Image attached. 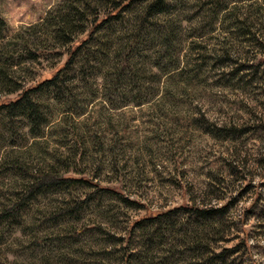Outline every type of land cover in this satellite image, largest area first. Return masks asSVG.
<instances>
[{
    "label": "rangeland",
    "instance_id": "1",
    "mask_svg": "<svg viewBox=\"0 0 264 264\" xmlns=\"http://www.w3.org/2000/svg\"><path fill=\"white\" fill-rule=\"evenodd\" d=\"M162 1L155 16L138 2L103 24L89 61L78 53L60 75L62 93L34 96L48 121L38 137L0 111V212L23 202L0 220V264H121L131 223L157 212L177 221L159 250L181 255L185 207L223 209L210 244L234 250L222 264H264V0ZM63 2L0 0L13 88L69 58L42 31ZM38 174L69 180L25 196Z\"/></svg>",
    "mask_w": 264,
    "mask_h": 264
},
{
    "label": "trees",
    "instance_id": "2",
    "mask_svg": "<svg viewBox=\"0 0 264 264\" xmlns=\"http://www.w3.org/2000/svg\"><path fill=\"white\" fill-rule=\"evenodd\" d=\"M138 2H143L145 7L143 6L140 12H136L137 15L140 13L143 14V17L148 18L163 11L162 0H64L61 6L54 10V13L48 14H53L52 18L49 17L52 20L48 28L43 27L42 31L46 29L44 36L49 41L60 40L69 45V58L63 67L56 70L50 77L37 81L22 90L20 87L13 88L8 74L0 68V91H4L8 95L16 93L14 99L0 101V111H4L9 119L20 118L25 121L32 137H38L42 129L48 125V121L44 118L41 107L34 96L39 93L48 94L49 91L56 95L57 93L61 94L63 89L59 88L60 75L71 66V58L82 53V60L87 63L86 61H89L88 59L91 57L89 47L94 44L95 32L110 20H117L123 12L130 8L132 10V5ZM100 9H103V13ZM86 29L87 36L81 41L73 43L75 37L84 33ZM7 168L16 170L18 166L11 163ZM31 176L35 183L29 187L25 196L31 195L39 187L59 186L69 180L58 179L55 175L47 174ZM22 205L23 202L7 203L0 212V220L12 217ZM184 210L186 211L185 219L179 220V229L176 230V234L181 238L178 239L177 246L181 251H184L181 255L174 253L173 249L159 250L164 246L166 237L174 232L177 221L172 217V212L148 213L131 223L126 239L128 242L122 250L121 264H199L198 262L200 264H222L225 254L234 250L213 254L210 244L220 240V232L213 231L212 223L224 216L223 209L185 207ZM141 223H145L147 226L141 229L138 249L131 250L128 243H130L134 232L133 229ZM155 253H160V256H155ZM184 254L188 256L184 257ZM206 255L207 259H205ZM189 256L192 258L186 260L185 258H189Z\"/></svg>",
    "mask_w": 264,
    "mask_h": 264
}]
</instances>
